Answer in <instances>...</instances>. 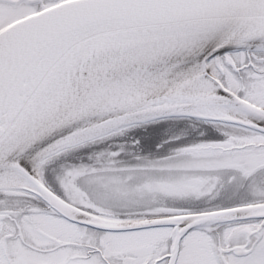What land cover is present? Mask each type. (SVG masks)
<instances>
[{"label": "snow or ice", "instance_id": "1", "mask_svg": "<svg viewBox=\"0 0 264 264\" xmlns=\"http://www.w3.org/2000/svg\"><path fill=\"white\" fill-rule=\"evenodd\" d=\"M0 264H264V0H0Z\"/></svg>", "mask_w": 264, "mask_h": 264}]
</instances>
